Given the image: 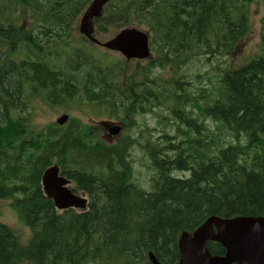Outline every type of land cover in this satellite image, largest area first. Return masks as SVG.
Listing matches in <instances>:
<instances>
[{
	"label": "trees",
	"instance_id": "16d2710c",
	"mask_svg": "<svg viewBox=\"0 0 264 264\" xmlns=\"http://www.w3.org/2000/svg\"><path fill=\"white\" fill-rule=\"evenodd\" d=\"M90 1L0 0L4 36L19 30L17 23L31 27L21 38L22 58L0 62V200L9 201L30 238L21 244L0 224V264H147L149 254L159 264H176L182 231L192 232L211 216L264 218V0H111L94 21L96 30L134 20L150 31L159 60L122 77L119 65L105 62L81 70L86 58L68 43L67 69L55 70L42 45H63L55 35L63 32L71 39ZM257 3L263 7L257 54L238 69L228 63L214 67L251 33L249 17ZM9 7L13 13L6 17ZM199 59L208 68V87L190 91L183 69ZM156 69L173 78L152 77ZM34 91L45 92L48 104L89 105L127 132L137 122L133 114L168 108L166 122L157 119V125L173 127L174 135L161 127L167 135L145 145L155 172L150 191L131 181L127 141H88L97 139L92 129L75 120L65 130H35L30 112L18 116ZM120 152L127 154L126 164ZM53 163L87 193L84 213L59 214L44 197L41 176ZM174 172L189 176L174 178ZM206 246L212 254L224 253L217 244Z\"/></svg>",
	"mask_w": 264,
	"mask_h": 264
},
{
	"label": "rangeland",
	"instance_id": "374dc122",
	"mask_svg": "<svg viewBox=\"0 0 264 264\" xmlns=\"http://www.w3.org/2000/svg\"><path fill=\"white\" fill-rule=\"evenodd\" d=\"M9 12L13 13L12 8L10 7L7 9V12L4 15L7 17ZM20 12H21L20 14L18 13V16H19L18 19L22 16V11ZM261 14H262V6L261 4L258 3L255 6H253L251 10V15H250L251 33L247 37L241 40V42L237 45L236 51L231 55V58L230 59L225 58L224 62H222L221 64H218V67L221 68L222 64L226 66L228 61H230L231 67L238 68L239 66L246 64L251 58H253L257 54L258 49H259V42H260L259 19H260ZM18 19L16 20L19 21ZM24 25L25 26H23L24 27L23 29H21V27L18 28L19 30H16L14 34H8L4 36L3 34L5 33L0 32V35L2 36V37L0 36V60H1L0 62H3V60L5 59L4 58L5 56L15 59L16 61L22 58L21 55L23 54V52L18 49L24 43L21 38L26 37L28 35V33L25 31L28 24L24 22ZM127 26H136V24L133 20L132 22L125 25V27ZM123 27L124 26L122 25H117V26H112V27L107 26L104 30L99 32L100 35L98 38L101 41L108 40ZM30 28L31 27L29 26L27 31H29ZM41 32H43V29L41 30ZM32 35L35 36L36 32L35 33L32 32ZM73 36H74V43L71 42L69 35L67 36V38L61 37V39L62 41H64V44L71 43L70 45L73 47L72 50L75 47H78L80 54L84 55V57L86 58V62H85L86 66H82L80 69L81 70L84 69L91 63L98 64V62L95 59H97L96 57L100 54V52L102 53L103 51L99 49L100 50L99 52L97 49H94L88 46L86 43H84L83 40L80 38V35L77 32V30L73 32ZM30 37L32 38V36ZM11 44H14V46H10ZM45 45L46 44L42 45L45 48V57L46 59L50 60L53 66H55V70L59 68L67 69L68 64L66 63L68 61L69 46H62L60 47V49L57 46L56 48L54 47L55 48L54 49V48H50L48 45L47 46ZM9 50H10V53H9ZM25 53H26V48L24 47V54ZM47 54L48 55L50 54L49 58ZM115 60H116L115 57L111 58V61H115ZM133 64L134 63H131L130 66H132ZM206 73H208L206 66L201 67L200 70L191 69L190 71H188L186 69H183V75H184L186 83H188L187 84L188 89H192L193 87L203 88L207 84V80H206L207 77L205 75ZM61 74H62L63 79L67 81L68 74L67 73H61ZM157 75L160 76V79L162 81H167L173 78L172 73L169 72L168 70L161 71L160 69H156L152 72L151 76L155 77ZM147 80L149 81V78ZM212 81H215V80H212ZM45 99H46L45 92L36 93L34 91V93L31 96H28L25 99L27 110H24L23 112H21L23 109L17 110L18 112L17 115L21 117L26 116L27 112H30L31 114V111H32V116H30V122L32 119L33 123L37 125L34 128L35 130H45L46 129L45 126L47 125L54 126L53 124L54 121L62 113H67V111H69L72 115H74L81 122L86 123V124L91 123L90 119L98 120L97 122L106 121L104 122L106 124H113L109 120H101V118H97L98 116L96 115L94 116L90 111H88L87 108L85 109L83 108L84 111L80 112V110H77L75 108L73 110H68V108L64 109V107H60V106L47 107L41 102ZM155 111L156 109H153L151 113L143 112L142 114H133L135 118L137 119L136 120L137 130L127 132L126 133L127 137L125 138V141H127V143L131 146L130 147V152H131L130 161H131L132 172H133L131 174V181L134 182L136 185L138 183L137 186H139L140 189L145 192L150 191L151 180L153 178L152 175L155 173L153 169L150 167V160H149L145 145L148 141L156 142V140L158 141V139L162 135H167V133L164 132L161 128V127H164L165 129H167L166 128L167 124L165 126L163 125L158 126L157 119L161 120L162 122H166V117L169 115V110L168 108H164V109L158 108L157 116H156L157 111L156 112ZM171 123L172 122H170V124ZM66 127L64 128V130L66 129ZM140 127L141 129H139ZM97 130L101 134L100 136L101 140L107 145L113 142L114 144H117L122 141V135L117 138H111L109 137V135H107V130L104 129L103 127L99 126ZM167 132L169 136L172 137L174 135V128L173 127L168 128ZM88 141L99 142L100 140L95 139V138H89ZM162 142L163 140H159V143H162ZM120 154H121V158L123 157L124 162H125L127 154L125 152H120ZM54 162H57V160H54ZM188 176L189 175L187 173H177V172L172 173V177L179 178V179L188 178ZM10 208L11 207L9 206V201L7 202L0 201V224H5L9 226L17 234L16 236L19 242L21 244H26L30 238V232L24 226L21 219H19L20 217H18Z\"/></svg>",
	"mask_w": 264,
	"mask_h": 264
},
{
	"label": "water",
	"instance_id": "95a60500",
	"mask_svg": "<svg viewBox=\"0 0 264 264\" xmlns=\"http://www.w3.org/2000/svg\"><path fill=\"white\" fill-rule=\"evenodd\" d=\"M107 1L109 0H94L80 23V32L93 42L96 41L91 38L92 19L101 15L102 6ZM103 46L112 51L118 50L126 57L146 55L145 39L136 30H125ZM67 119L64 116L57 123L62 125ZM118 132L119 129L115 128L111 134L116 135ZM57 173V168H51L44 173L42 187L45 197L58 210L84 209L85 201L75 198L64 188L67 181L58 178ZM206 241L220 243L226 249L225 256L211 257L204 247ZM177 245L180 253L179 264H264V218L240 217L225 221L212 217L192 236L183 233ZM148 256L152 264H158L152 255Z\"/></svg>",
	"mask_w": 264,
	"mask_h": 264
},
{
	"label": "flooded vegetation",
	"instance_id": "af4514ba",
	"mask_svg": "<svg viewBox=\"0 0 264 264\" xmlns=\"http://www.w3.org/2000/svg\"><path fill=\"white\" fill-rule=\"evenodd\" d=\"M55 35H56L57 37H63V36H66V37H67V33H65V32H63V33H61V34H55ZM62 46H67V44H64V43H63V45L58 46L59 49H60V47H62ZM41 50H42V49H41ZM62 52H63V51H62ZM64 53H65V52H64ZM32 59L35 61V59H36L35 55L33 56ZM61 75H62V74H61ZM63 176H65V174H64ZM67 179H68V178H67ZM69 180H71V179H69ZM71 182L74 183V184H76V183H75L74 181H72V180H71ZM76 187H77V189H79V190H77V189H73V191H74L75 193H81L82 195H85V197L88 198L87 193H85L81 188H79L77 184H76Z\"/></svg>",
	"mask_w": 264,
	"mask_h": 264
},
{
	"label": "bare ground",
	"instance_id": "6f19581e",
	"mask_svg": "<svg viewBox=\"0 0 264 264\" xmlns=\"http://www.w3.org/2000/svg\"><path fill=\"white\" fill-rule=\"evenodd\" d=\"M110 1H111V0H109V1L106 3V5H107ZM106 5H105V6H106ZM105 6H104V7H105ZM103 10H104V8H103ZM103 10H102V12H103ZM100 18H101V17H100ZM100 18H96L95 20L100 19ZM95 20H94V21H95ZM48 45H49V44H48ZM46 46H47V44H46ZM36 50H37V49H36ZM42 51H43V49H42ZM46 53H47V52H46ZM49 55H50V54H49ZM49 55L47 54L48 58L50 57ZM44 56H45V54H44ZM52 59H53V58H52ZM47 60H48V59H47ZM41 61H42V60H41ZM49 61H50V60H49ZM42 64H43V63H42ZM49 70H50V69H49ZM12 75H13V74H12ZM14 77H15V76H14ZM41 177H42V176H41ZM149 255H152V254H149ZM152 256H153V255H152ZM158 264H159V263H158Z\"/></svg>",
	"mask_w": 264,
	"mask_h": 264
}]
</instances>
